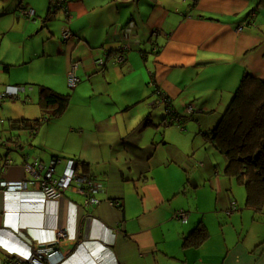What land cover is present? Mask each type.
Returning <instances> with one entry per match:
<instances>
[{
	"label": "crops",
	"instance_id": "0c3cea01",
	"mask_svg": "<svg viewBox=\"0 0 264 264\" xmlns=\"http://www.w3.org/2000/svg\"><path fill=\"white\" fill-rule=\"evenodd\" d=\"M18 1L20 17L29 22L46 12L47 3L45 20H53L59 11L63 29L71 30L74 38L64 42L62 33L57 39L54 33L46 35L49 43L42 52L24 49L15 62L2 49L13 31L0 30V95L8 86H21L24 94L15 99L37 100L40 108L36 115H20L6 100L0 106V161L12 160L0 178L30 180L26 163L39 160L47 168L58 158L54 178L73 162L77 174L103 183V191L96 195L100 205L88 210L75 188L57 202L42 201L37 185L20 194L0 192L1 259L26 257L32 248L55 242L61 229L67 232L59 246L64 264H264V208L247 207V190L239 192L245 186L226 174L228 160L209 137L245 74L264 80V0H191L164 43L154 35L159 28L146 27L162 7L159 0H68V16L56 9L54 0ZM146 6L148 14L143 13ZM119 7L132 8L130 28H120ZM28 11L34 16L23 14ZM16 19L19 40L33 37L31 25ZM123 47L126 61L118 65L115 56ZM148 54L155 59L150 67ZM101 59L103 66L96 64ZM35 60L43 69L30 81L25 67ZM74 63L80 83L70 101L82 108L68 106L34 135L15 129L13 121L51 116L41 105L38 86L68 94L66 82ZM136 72L138 81L133 78ZM56 78H63V85ZM126 78L132 83L121 98L115 97L110 90L115 80ZM163 95L177 116L186 117L181 125L169 123L172 117ZM135 104H141L143 112L138 123L124 110ZM190 106L192 114L187 113ZM68 114L77 121L66 125ZM200 114L211 115L208 129L190 123H201ZM177 125L180 132L171 130ZM188 128L189 136L184 134ZM195 131L192 146L198 139V149L204 151L189 155L183 146ZM64 132L67 147L62 150L58 146ZM175 135L180 143H175ZM113 201L119 206H110ZM233 202L237 210L229 214ZM179 210L188 212L187 223L174 217ZM197 229L205 234L201 240L192 234Z\"/></svg>",
	"mask_w": 264,
	"mask_h": 264
},
{
	"label": "trees",
	"instance_id": "16d2710c",
	"mask_svg": "<svg viewBox=\"0 0 264 264\" xmlns=\"http://www.w3.org/2000/svg\"><path fill=\"white\" fill-rule=\"evenodd\" d=\"M58 8L56 6V9ZM8 68L6 66L5 69ZM38 89L41 105L45 110H50L51 116L12 122L15 129L31 130L33 135L39 126L61 116L67 110L71 96L57 93L44 85L38 86ZM171 122L173 121L170 120L169 123ZM209 137L215 149L228 160L226 174L237 178L245 186L247 207L255 211L262 210L264 208V80L249 73L245 74L230 105ZM14 138L16 141L14 143H17V136L15 135ZM55 159L58 160V158L53 160ZM192 234H195L198 240L205 235L200 229Z\"/></svg>",
	"mask_w": 264,
	"mask_h": 264
},
{
	"label": "rangeland",
	"instance_id": "374dc122",
	"mask_svg": "<svg viewBox=\"0 0 264 264\" xmlns=\"http://www.w3.org/2000/svg\"><path fill=\"white\" fill-rule=\"evenodd\" d=\"M16 1L17 0H0V30H2V31L8 30L9 31L12 29V31H13L12 33L8 34V36L6 37V41H5V44L3 45L2 49L5 48L4 52L7 53V57L10 60L13 59V61H15V62L17 61V59L19 57L21 58V56L24 52V49L27 51H30L32 53L37 51L38 49L41 50L43 48V45H45L46 43H49L46 35L51 37L52 34L54 33L55 34L54 37L56 39L59 38L61 33H62L63 27H64V23H63L64 19H63L62 15L59 13V11L54 14L55 16H54L53 20H51V21L45 20L47 15H48L47 3L44 5V7H45L44 9H46V12L41 16H37V17L33 18V19H36V21L34 20V21L29 22L28 20H25L24 18L20 17L19 7L21 5L18 6L19 1L18 2H16ZM159 1L161 3L162 7L158 8L159 10L156 9L157 10L156 13H154L150 17L149 24L147 22L146 27L156 26L157 28H159L158 31H160V33L159 34L156 33L154 35L156 38L160 37L162 39L161 42L164 43L165 34L168 33V30L170 29L171 26L175 27L178 17H182L185 13L188 12L189 4H190L189 1H191V0H159ZM26 2H27V0H26ZM32 2L38 3L41 1L32 0ZM24 6L29 7L28 4H24ZM46 6H47V8H46ZM147 7L148 6L143 7V9H144L143 13L144 14H148V11L146 9ZM119 8L122 10L121 11L122 16L118 19V23H119L120 28H122L123 24H126V28H130L131 23H132V26L134 25L133 22L130 23L128 21V18H130L132 16L131 15L132 8L131 7H129V8L124 7V9L122 7H119ZM151 8H153V7H149V9H150L149 12H151ZM51 9L53 10V12L56 11L54 8H51ZM161 9H164L166 14H164L165 12L160 11ZM52 10H50V12ZM110 15H111V13L108 12L109 17H110ZM16 18L20 19L22 24L26 23V25H27V23H28L29 25H31L32 29H34V36L33 37L27 38L25 41L19 40L18 35H17L18 34L17 31L20 27L18 26L17 22L15 24L13 22V20H15ZM12 25L14 26V29H13ZM2 31H0V32H2ZM162 32H163V35L161 34ZM150 34H151V32L149 33V35ZM45 38H46V40H45ZM0 44H1V40H0ZM150 46H151V44H150ZM148 51H150V50H148ZM41 52H42V50H41ZM138 56L142 60V56L140 53H138ZM148 57H149L148 66L150 67L151 62L153 64V61L155 59L153 56H150V54H148ZM39 63L40 62L38 60H35L29 66L25 67V68H27L26 72H29L28 73L29 76L27 77V79H30V81H32L34 79L33 76H36L38 71H40L42 73L43 65L40 66ZM14 68L18 69V67H14ZM153 69H154L153 71H155V68H153ZM151 72H152V70H151ZM24 77H26V76H24ZM133 78H135L138 81V79H139L138 72L135 73ZM56 81L59 84L63 85V78H56ZM137 81H135L133 83V85L135 87H138ZM129 82H131V81L128 78H126L122 81L115 80V84L111 87L110 90L115 97L121 98L123 96V93L126 91L127 87H129ZM19 87H21V86H19ZM25 87L28 90H30V88H33L30 85L29 86L27 85ZM34 88H35V91H37V88L36 87H34ZM66 88H67L66 93L72 95V98H73L74 91L68 87L67 82H66ZM142 88H143V86H142ZM23 94L24 93H21V95H23ZM6 102H7L6 106H10L11 109L13 110V113L15 112V113L20 114V115H25V114L26 115H36V114H38L37 112H39V110H40L37 100L35 102L31 103L28 101H24L23 99H17V100L16 99L15 100L14 99H6ZM75 103L70 101V104H69L70 107L69 108H75V109L82 108L83 104H81L79 102H77V104H75ZM140 105L141 104H135L133 106H130L129 108H124V110L127 109V111H129V115L135 119L136 123H138L143 117V115H142L143 112L140 109ZM4 110H6V109H4ZM4 110H2V112H4ZM70 110H72V109H70ZM209 114H211V113H209ZM209 114H207V115L200 114L199 115L200 116L199 119H200L201 123H195L196 121H191L190 123L196 124V125L202 124L204 127H206L208 129V127H209L208 123H209V120L211 118V115H209ZM40 115H42L41 112H40ZM40 115L38 117H40ZM75 116L76 115H74V114L73 115H69V114L66 115V117H64L65 119H63V120H68V121H66V123L68 122L66 125H70L69 123L77 121V118ZM3 119H4L5 123L7 125H9L10 122H9V120H7L9 118H5L3 116ZM213 119L215 120V118H213ZM53 120H51V121H53ZM0 122H1V119H0ZM53 123H56V122H53ZM76 126L77 125L73 126V129H77V128H75ZM177 127H175L176 129H171V130H173L175 132H180L178 130L180 127L178 125H177ZM172 128H174V126ZM188 131H190V132H188ZM191 133L192 132H191L190 128H188L186 130V133H184V134H187L189 136V134H191ZM195 136H196V131L193 132V136L190 135V137L187 138V142L183 146V149H184L183 151H185L189 155H192L193 151H197L196 153H199V154H200L201 150L204 151L203 148L201 150L198 149V146H197L198 139L195 141V146H192L193 145V137H195ZM60 138H61V141L59 142L60 146H58V147L60 149L64 150V148L67 147L66 133L64 132L63 136H61ZM71 138H73V136H71L70 139ZM181 140H182L181 137H179L178 135L174 136L175 143H180ZM239 190H240L239 192H241L243 195H244V193H246L245 187H241V189H239Z\"/></svg>",
	"mask_w": 264,
	"mask_h": 264
},
{
	"label": "built area",
	"instance_id": "2783aa9c",
	"mask_svg": "<svg viewBox=\"0 0 264 264\" xmlns=\"http://www.w3.org/2000/svg\"><path fill=\"white\" fill-rule=\"evenodd\" d=\"M55 4L64 11L66 16L69 15V10L67 8L68 0H54ZM24 15L28 17L34 16V11L24 12ZM69 21V18L67 19ZM242 28H240L241 30ZM63 41L67 42L74 38L71 30L64 28L62 32ZM126 47L120 48L118 54L115 56V63L118 65H123L126 61V56L124 54ZM99 66L105 65L103 59L96 61ZM78 65L76 63L72 64L68 72V86L70 89H75L79 83L80 79L77 76ZM24 87L19 86H8L6 91L0 95V106L6 99H15L19 96L21 92H24ZM162 102L167 104L168 115L172 117L173 122L179 123L181 125L183 117L175 115L170 107L168 100L162 96ZM194 112L193 107L187 108V113L192 114ZM178 117V118H177ZM12 160L6 159L4 162L0 161V175L4 174L5 171L11 166ZM59 164V160H52L51 164L45 168L43 163L39 160H34L32 163L25 164V171L31 177L30 180H17L10 181L0 178V192L5 194L10 193H23L28 190L29 187H34L37 185L41 193V199L44 202H57L60 201L64 193L70 188H75L78 194L84 197L83 206L85 209H94L100 205V200L96 198L99 192L103 191V183L96 181L93 177L83 176L76 173L74 169V163L69 162L67 170L65 173L59 177L54 178L55 168ZM9 197L5 199V207H7V201ZM110 206H119L118 202H110ZM4 207V211H5ZM237 210V204L233 202L229 210V214H232ZM174 217L182 223H187L189 214L184 210H179L175 212ZM67 237L66 230L58 229L57 239L52 244H45L44 246H37L32 248L28 256H10L5 261L0 257V264H58L55 260L59 259V264H64L66 256L60 251V240Z\"/></svg>",
	"mask_w": 264,
	"mask_h": 264
}]
</instances>
